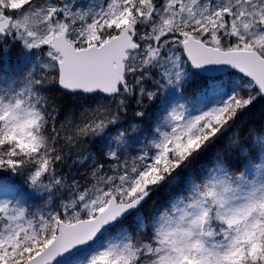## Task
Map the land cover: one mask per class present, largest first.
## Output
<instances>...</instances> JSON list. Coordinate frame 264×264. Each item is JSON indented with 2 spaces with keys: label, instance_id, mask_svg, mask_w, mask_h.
Listing matches in <instances>:
<instances>
[{
  "label": "snow or ice",
  "instance_id": "snow-or-ice-1",
  "mask_svg": "<svg viewBox=\"0 0 264 264\" xmlns=\"http://www.w3.org/2000/svg\"><path fill=\"white\" fill-rule=\"evenodd\" d=\"M0 264H264V0H0Z\"/></svg>",
  "mask_w": 264,
  "mask_h": 264
},
{
  "label": "trees",
  "instance_id": "trees-1",
  "mask_svg": "<svg viewBox=\"0 0 264 264\" xmlns=\"http://www.w3.org/2000/svg\"><path fill=\"white\" fill-rule=\"evenodd\" d=\"M257 111H259V107H258Z\"/></svg>",
  "mask_w": 264,
  "mask_h": 264
}]
</instances>
